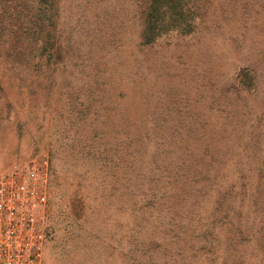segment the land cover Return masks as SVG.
<instances>
[{"label": "rangeland", "instance_id": "1", "mask_svg": "<svg viewBox=\"0 0 264 264\" xmlns=\"http://www.w3.org/2000/svg\"><path fill=\"white\" fill-rule=\"evenodd\" d=\"M39 1L52 9L57 42L0 58V171L52 158L45 264H152L155 229L163 240L169 230L152 202V128L184 127L196 160L213 142L228 159L253 142L246 128L252 119L259 128L264 112V0H157L156 11L152 0ZM152 13L167 20L147 53L142 19ZM202 196L204 218L215 186Z\"/></svg>", "mask_w": 264, "mask_h": 264}, {"label": "trees", "instance_id": "2", "mask_svg": "<svg viewBox=\"0 0 264 264\" xmlns=\"http://www.w3.org/2000/svg\"><path fill=\"white\" fill-rule=\"evenodd\" d=\"M56 1L52 0V8ZM159 6L164 8L152 0V10ZM51 10H45L39 0H0V58L24 57L32 50H42L43 43L53 48L56 34L46 27L48 21L54 23ZM159 18L152 13L148 18L152 22L142 19L141 39L146 40L147 53L157 46L155 42L161 36L155 35ZM249 90L243 82L241 93ZM251 121L246 131H251L249 137L254 134L253 142L238 145L240 154L233 159H228L226 149L217 142L206 147L202 159H192L184 127L152 128L157 175L152 202L159 224L167 221L164 223L169 226L164 240L157 239L162 227L155 229L152 264H194L198 258L201 264H264V112L259 128L252 126L254 119ZM157 162L162 164L160 168ZM194 165L195 170L190 171ZM207 185L215 186L217 200L213 211L203 218L196 212L204 202L202 194ZM77 209L74 204L75 215ZM194 219L199 231L191 229Z\"/></svg>", "mask_w": 264, "mask_h": 264}, {"label": "built area", "instance_id": "3", "mask_svg": "<svg viewBox=\"0 0 264 264\" xmlns=\"http://www.w3.org/2000/svg\"><path fill=\"white\" fill-rule=\"evenodd\" d=\"M53 195L48 153L0 171V264H45Z\"/></svg>", "mask_w": 264, "mask_h": 264}]
</instances>
